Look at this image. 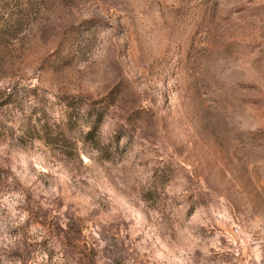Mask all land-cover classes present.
Wrapping results in <instances>:
<instances>
[{"label": "rangeland", "instance_id": "rangeland-1", "mask_svg": "<svg viewBox=\"0 0 264 264\" xmlns=\"http://www.w3.org/2000/svg\"><path fill=\"white\" fill-rule=\"evenodd\" d=\"M0 264H264V0H0Z\"/></svg>", "mask_w": 264, "mask_h": 264}, {"label": "trees", "instance_id": "trees-1", "mask_svg": "<svg viewBox=\"0 0 264 264\" xmlns=\"http://www.w3.org/2000/svg\"><path fill=\"white\" fill-rule=\"evenodd\" d=\"M8 31V29H5L2 33L5 35V32H7Z\"/></svg>", "mask_w": 264, "mask_h": 264}]
</instances>
